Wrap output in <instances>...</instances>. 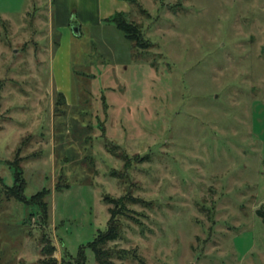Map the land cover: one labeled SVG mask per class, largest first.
Segmentation results:
<instances>
[{"label":"rangeland","instance_id":"374dc122","mask_svg":"<svg viewBox=\"0 0 264 264\" xmlns=\"http://www.w3.org/2000/svg\"><path fill=\"white\" fill-rule=\"evenodd\" d=\"M137 2L141 49L114 25L62 42L52 3L0 0V194L16 155L28 200L51 192L47 225L0 195V264H99L128 193L149 205L119 217L114 264H264V0Z\"/></svg>","mask_w":264,"mask_h":264},{"label":"trees","instance_id":"16d2710c","mask_svg":"<svg viewBox=\"0 0 264 264\" xmlns=\"http://www.w3.org/2000/svg\"><path fill=\"white\" fill-rule=\"evenodd\" d=\"M128 1L132 6L139 5L137 0H126ZM130 13H118L108 19L107 21L111 24H113L118 30L122 31L126 38L136 47V48H144L148 46V43L144 40L143 34L141 32V29L137 24L134 22H131L128 20ZM74 19V17H73ZM63 97V96H62ZM127 159V157H125ZM19 158L16 155L14 163H10V167L13 169V177H14V185L12 187L6 185V188L9 190H6L3 194L6 197H11L16 199L17 201L26 204L27 206H36L37 214H32L30 216H38L42 219H45L44 224L47 225L49 217H48V204L46 202V198L48 195H50V191L48 189H45L43 192H40L39 194L35 195L32 199L28 200L27 196L25 195V189H26V183H25V175L24 171L20 168L21 166L18 165L17 161ZM128 166V163L126 164ZM129 167V166H128ZM1 197V196H0ZM1 199V198H0ZM108 200V204L112 205L109 208L110 213V220L108 223V228L105 232H99L96 239L89 245V247L92 249V251L95 253L96 260L99 264H114L112 261V253L109 252V250L106 249L108 244L114 243L120 240L123 230L122 222L120 221L119 217L125 216L129 213V210L127 209V206L131 205H139L144 204L145 206H148L149 203L141 198H136L132 196L130 193H128L126 196L120 198V199H110L106 198ZM258 214L263 218L264 220V211L260 210ZM31 220L29 219L26 224H28ZM25 223V222H24ZM43 224V225H44ZM46 236H43V238ZM47 241V237H46ZM49 242V240L47 241ZM55 251V248L52 247V245H47L44 248V253L48 256L47 260L46 258L43 259V264H56V260L50 261V256H53V253ZM126 255L125 252L121 254V257ZM66 259L69 258H63L61 264H87V257L85 255V252L82 251L77 258H71L69 261ZM141 264H143L142 259H138ZM81 261V263H80Z\"/></svg>","mask_w":264,"mask_h":264},{"label":"crops","instance_id":"0c3cea01","mask_svg":"<svg viewBox=\"0 0 264 264\" xmlns=\"http://www.w3.org/2000/svg\"><path fill=\"white\" fill-rule=\"evenodd\" d=\"M47 1L52 3L51 10L53 9L51 33L55 28L61 34L62 42L82 38L84 34H93L90 30L94 28H112L113 24L108 19L118 13H130L132 9V5L126 0H45ZM74 16L76 21H71ZM60 48L52 63L56 68L64 67L72 57L62 44ZM64 51L66 54H62ZM61 80L64 81L60 78L59 81Z\"/></svg>","mask_w":264,"mask_h":264}]
</instances>
